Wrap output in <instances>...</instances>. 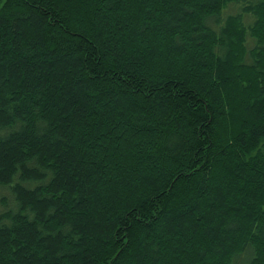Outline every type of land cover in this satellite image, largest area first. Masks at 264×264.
<instances>
[{"label": "trees", "instance_id": "16d2710c", "mask_svg": "<svg viewBox=\"0 0 264 264\" xmlns=\"http://www.w3.org/2000/svg\"><path fill=\"white\" fill-rule=\"evenodd\" d=\"M0 264H264V0H0Z\"/></svg>", "mask_w": 264, "mask_h": 264}]
</instances>
